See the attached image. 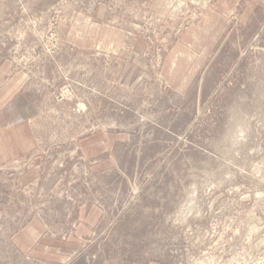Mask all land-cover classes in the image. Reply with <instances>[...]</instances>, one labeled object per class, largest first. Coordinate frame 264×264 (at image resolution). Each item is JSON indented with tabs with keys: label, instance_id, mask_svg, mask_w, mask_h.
<instances>
[{
	"label": "rangeland",
	"instance_id": "374dc122",
	"mask_svg": "<svg viewBox=\"0 0 264 264\" xmlns=\"http://www.w3.org/2000/svg\"><path fill=\"white\" fill-rule=\"evenodd\" d=\"M0 264H264V0H0Z\"/></svg>",
	"mask_w": 264,
	"mask_h": 264
}]
</instances>
